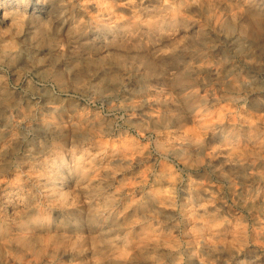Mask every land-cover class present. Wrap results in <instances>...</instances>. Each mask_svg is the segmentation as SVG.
Here are the masks:
<instances>
[{"label":"clouds","instance_id":"clouds-1","mask_svg":"<svg viewBox=\"0 0 264 264\" xmlns=\"http://www.w3.org/2000/svg\"><path fill=\"white\" fill-rule=\"evenodd\" d=\"M0 264H264V0H0Z\"/></svg>","mask_w":264,"mask_h":264}]
</instances>
